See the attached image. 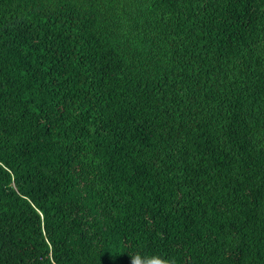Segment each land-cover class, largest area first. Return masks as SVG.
Segmentation results:
<instances>
[{"label":"trees","instance_id":"16d2710c","mask_svg":"<svg viewBox=\"0 0 264 264\" xmlns=\"http://www.w3.org/2000/svg\"><path fill=\"white\" fill-rule=\"evenodd\" d=\"M264 264V0H0V264Z\"/></svg>","mask_w":264,"mask_h":264},{"label":"snow or ice","instance_id":"6c2138e0","mask_svg":"<svg viewBox=\"0 0 264 264\" xmlns=\"http://www.w3.org/2000/svg\"><path fill=\"white\" fill-rule=\"evenodd\" d=\"M117 264H129L127 257H122L118 260Z\"/></svg>","mask_w":264,"mask_h":264}]
</instances>
